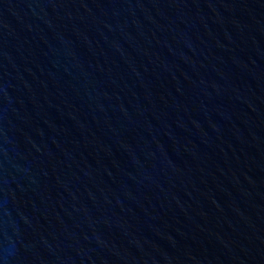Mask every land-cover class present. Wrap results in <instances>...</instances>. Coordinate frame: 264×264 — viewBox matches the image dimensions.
<instances>
[{
  "label": "water",
  "instance_id": "95a60500",
  "mask_svg": "<svg viewBox=\"0 0 264 264\" xmlns=\"http://www.w3.org/2000/svg\"><path fill=\"white\" fill-rule=\"evenodd\" d=\"M0 264H264V0H25Z\"/></svg>",
  "mask_w": 264,
  "mask_h": 264
}]
</instances>
